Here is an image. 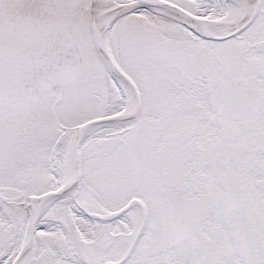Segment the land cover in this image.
<instances>
[{
	"label": "snow or ice",
	"instance_id": "1",
	"mask_svg": "<svg viewBox=\"0 0 264 264\" xmlns=\"http://www.w3.org/2000/svg\"><path fill=\"white\" fill-rule=\"evenodd\" d=\"M0 264H264V0H0Z\"/></svg>",
	"mask_w": 264,
	"mask_h": 264
}]
</instances>
